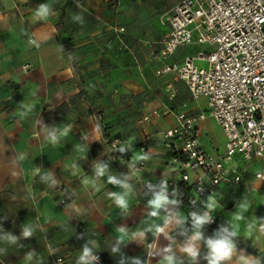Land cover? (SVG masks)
<instances>
[{
    "label": "crops",
    "instance_id": "1",
    "mask_svg": "<svg viewBox=\"0 0 264 264\" xmlns=\"http://www.w3.org/2000/svg\"><path fill=\"white\" fill-rule=\"evenodd\" d=\"M181 1L0 0V264H54L51 246L78 264L86 245L102 257L89 264H159L160 249L170 243L189 264L180 248L191 235V211L170 205L167 214H182L186 223L153 236L147 229L162 225L167 214L149 216L152 196L137 181L180 182L162 135L176 125L182 104L192 112L206 108L205 99H191L184 83L174 85L178 94L171 101L172 76L159 77L161 63L149 60L147 42L166 34L165 17ZM41 4L50 5L49 17L34 21ZM119 27L126 29L121 37L113 32ZM118 36L131 51L121 49ZM196 50L181 49L170 61L182 62ZM145 116L151 117V142L145 166L134 176L131 169L142 160L136 157H144ZM200 138L208 152L223 151L225 137L214 119L201 124ZM116 139L122 141L120 158L110 150ZM97 165L105 167L100 177ZM263 166L264 160L254 162L243 185L219 190V221L237 231L232 258L222 264H264V185L254 178ZM109 176L130 186L127 210L111 195L126 190ZM121 228L127 233L122 243ZM26 229L30 236L23 235ZM201 231L207 239L221 229ZM198 247L197 264H207L206 245L200 241Z\"/></svg>",
    "mask_w": 264,
    "mask_h": 264
},
{
    "label": "built area",
    "instance_id": "2",
    "mask_svg": "<svg viewBox=\"0 0 264 264\" xmlns=\"http://www.w3.org/2000/svg\"><path fill=\"white\" fill-rule=\"evenodd\" d=\"M166 27L168 30L160 40L147 42L149 60L161 63L156 71L159 77L172 76L168 86L171 101L178 94L174 85L184 83L191 99H205L206 108L192 112L182 104L176 125L162 135L163 145L171 155L172 170L181 175L180 182L139 178L137 181L151 196L166 185L169 198L174 197L178 206L191 213L209 211L206 205L208 198L213 197L212 222L204 227L216 229L220 219L215 205L220 188L243 185L252 164L264 160V0H182L167 16ZM113 32L121 37L126 29L114 28ZM120 37L121 49L131 51ZM191 46L197 47L195 53L182 62L170 61L178 51ZM153 114L159 115L157 111ZM208 118L214 119L224 134L225 146L220 153L212 154L202 145L200 126ZM150 121L151 117L145 116L141 126L140 151L144 157L151 142L147 127ZM121 144L120 139L110 143L113 157H121ZM145 163L146 159H142L134 165L131 174L137 176ZM254 178L264 185V166ZM179 183L190 189L179 192ZM80 232L87 235L86 228ZM59 248L50 247L53 263H71L72 255ZM153 249L151 241L148 257ZM92 255L97 257L92 262L101 263L99 253Z\"/></svg>",
    "mask_w": 264,
    "mask_h": 264
},
{
    "label": "clouds",
    "instance_id": "3",
    "mask_svg": "<svg viewBox=\"0 0 264 264\" xmlns=\"http://www.w3.org/2000/svg\"><path fill=\"white\" fill-rule=\"evenodd\" d=\"M50 5L49 4H41L35 10L34 21L37 19L47 20L50 14ZM79 19V17H76ZM68 129L64 130L66 134ZM54 139V138H53ZM123 151V149H121ZM137 159H146V157H136ZM105 174V167L101 165H97L96 167V176L100 177ZM109 182L112 184H120L126 191L122 194L112 193V197L115 200V203L122 209L127 210L128 201L126 196L128 194V190L130 186L127 183L121 182L117 180L113 176H109ZM87 183V181H85ZM177 201L175 199H169V196L166 191V185L161 186L160 191L153 192L152 198L148 201V206L151 208L149 213L150 217H160L161 211H164L166 214L168 213V209L170 205H176ZM207 208L209 211L203 212V214H197L196 212H192L190 214L191 218V235L187 236L185 243L181 246L180 251L186 255L189 260V264H197L198 258L200 257V249L198 247L199 242L203 241L207 247V253L204 255L203 259L207 261V264H222L223 261L230 260L232 258V254L235 251V243L231 239L232 237L237 235V231L229 232L227 228H222L221 231L215 233L213 238L205 239L203 232L201 229L205 224L212 222V216L210 215V211L214 207V199L213 197L208 198ZM186 217L182 214L177 213L176 216L171 214H167L163 220V224H153L147 231H151L153 236L159 237L161 234H167V229L172 225H184L186 223ZM118 232L121 235L118 237V242L122 243L127 237L126 230L121 228L118 229ZM141 236L144 235V232L139 233ZM183 234V232L181 233ZM24 236H30L31 232L27 229L23 233ZM14 239V238H13ZM113 251H116L113 248ZM162 255V260L159 264H184V260L178 259L176 253L173 250V246L170 243L168 246L160 249V253ZM97 257L92 255V250L86 245L83 248L82 255L79 257L78 264H89L90 261L96 260ZM133 264H141L139 260H134ZM251 264H256L255 261H252Z\"/></svg>",
    "mask_w": 264,
    "mask_h": 264
},
{
    "label": "trees",
    "instance_id": "4",
    "mask_svg": "<svg viewBox=\"0 0 264 264\" xmlns=\"http://www.w3.org/2000/svg\"><path fill=\"white\" fill-rule=\"evenodd\" d=\"M103 123H104V122H103ZM105 127H106V124L104 123L103 130H105ZM187 188L190 189V188L187 186V184H185V183H179V184L177 185V189H178V191L181 192V193L184 192L185 190H187ZM222 228H226V227H224V226L221 224V222L219 221L218 224H217V226H216V229H222ZM228 231L231 232L230 230H228ZM231 239H232L234 242L237 241V237H236V236L232 237Z\"/></svg>",
    "mask_w": 264,
    "mask_h": 264
},
{
    "label": "rangeland",
    "instance_id": "5",
    "mask_svg": "<svg viewBox=\"0 0 264 264\" xmlns=\"http://www.w3.org/2000/svg\"><path fill=\"white\" fill-rule=\"evenodd\" d=\"M167 18V16L165 17V19ZM179 175V180H181V175L180 174H178ZM6 249L8 250L9 249V246L7 245V247H6Z\"/></svg>",
    "mask_w": 264,
    "mask_h": 264
}]
</instances>
